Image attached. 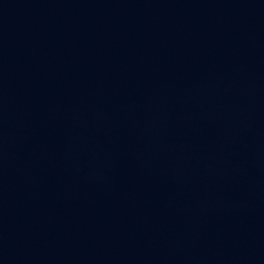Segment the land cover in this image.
Returning a JSON list of instances; mask_svg holds the SVG:
<instances>
[{
  "label": "water",
  "instance_id": "water-1",
  "mask_svg": "<svg viewBox=\"0 0 264 264\" xmlns=\"http://www.w3.org/2000/svg\"><path fill=\"white\" fill-rule=\"evenodd\" d=\"M0 264H264V0H0Z\"/></svg>",
  "mask_w": 264,
  "mask_h": 264
}]
</instances>
